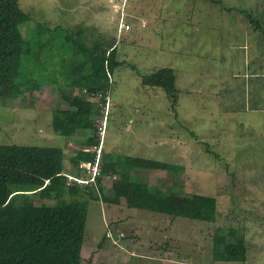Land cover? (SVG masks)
<instances>
[{
  "label": "rangeland",
  "instance_id": "374dc122",
  "mask_svg": "<svg viewBox=\"0 0 264 264\" xmlns=\"http://www.w3.org/2000/svg\"><path fill=\"white\" fill-rule=\"evenodd\" d=\"M18 4L32 18L21 29L25 37L36 30V23L81 30L87 44L114 40L122 64L110 78V105L106 108L99 95L88 98L100 109L101 117L95 120L98 147L79 144L89 134L85 131L67 138L53 131V112L68 106L58 86L44 83L31 102L0 100V145L59 148L65 176L72 172L69 161L79 150H98L100 170L107 155L169 164L176 170L132 171L131 179L163 193L215 200V221L191 226L177 218L129 209L122 198L118 204L104 202L102 196H108L117 175L77 184L92 188L99 197L88 203L82 264H139L134 261L143 254L163 260L169 256L183 264L196 259L197 264H241L213 260L218 229H231L244 239V264H264V93L247 81L245 74L251 70L241 50L252 37L238 33L234 20L223 12L224 19H204L205 14L196 11L204 0H18ZM51 65L56 74L57 62ZM162 68L174 71L178 91L174 105L161 89L141 85L142 76ZM31 203L52 202L35 198ZM167 232L170 239H161ZM125 244L132 246L135 256L124 250Z\"/></svg>",
  "mask_w": 264,
  "mask_h": 264
},
{
  "label": "trees",
  "instance_id": "16d2710c",
  "mask_svg": "<svg viewBox=\"0 0 264 264\" xmlns=\"http://www.w3.org/2000/svg\"><path fill=\"white\" fill-rule=\"evenodd\" d=\"M30 21L18 0H0V100L31 102L42 83L58 86L68 107L53 112V131L66 138L85 131L89 134L79 144L98 147L95 120L101 117L100 109L88 98L93 94L101 100L110 97V78L122 64L117 60L114 40L87 44L81 30L49 29L38 23L25 37L21 29ZM53 61L59 66L56 74L49 68ZM141 85L161 89L173 105L177 100L170 68L142 76ZM63 159L62 150L55 147L0 145V264H82L88 203L99 197L88 186L67 185ZM94 159V151L79 150L69 162L77 169L80 163ZM101 161L103 176L117 175L108 196H102L104 202L118 204L122 198L129 209L172 219L215 221L214 199L163 193L134 182L130 176L132 171L176 170L174 166L110 155ZM35 198L52 203L32 204ZM105 236L108 238L107 233ZM213 242L215 262L244 264V239L233 230L218 229Z\"/></svg>",
  "mask_w": 264,
  "mask_h": 264
},
{
  "label": "crops",
  "instance_id": "0c3cea01",
  "mask_svg": "<svg viewBox=\"0 0 264 264\" xmlns=\"http://www.w3.org/2000/svg\"><path fill=\"white\" fill-rule=\"evenodd\" d=\"M198 1L199 3L203 2V0H197V2ZM204 1L205 4L201 5L196 10L198 13L205 14L203 15L204 19H212V20L213 19L216 20L217 18L224 19L225 16L222 15L223 12V14L228 15V18L234 20L233 24L234 27H236L237 30L239 31L238 33H242L245 36L252 37L250 41L248 42L245 41L243 46L241 47V50L243 51L242 57L246 58L245 61L247 67L248 68L250 67L249 70H251L245 74V77L247 81L249 79V84L251 86L254 84L253 88L255 90H261L264 93V71L259 72L256 70L257 67L260 68L264 67V0H226L228 4L223 0H204ZM223 2L226 4V7L220 6L223 5ZM209 11L210 14H208ZM251 77L253 78V81L251 80ZM256 93H258V91ZM256 109H260V107L258 108L257 106ZM163 217L166 216L163 215ZM177 219L183 220V223L190 222L192 223L191 226L193 225L194 222H196L183 218H177ZM171 226H167V227H171ZM169 234L167 232L165 235H163V237H161V239L163 238L166 239L167 241V239H170ZM115 239L118 240L117 236H115ZM130 240L132 241L135 239L130 238ZM125 246L126 249L124 250L130 249L129 252L128 251L127 252L132 255L134 254L135 256L136 253L132 251L133 249L132 246L129 245L127 246L126 244ZM124 252L126 253V251ZM167 252L168 250H166L164 254L166 253L168 255L169 253ZM142 256L141 255L136 256L137 260L134 262H138L139 264L140 262L146 264H183V260L181 263H176L175 261L171 260L169 256L164 257V260L160 255L156 256L153 254L150 255L143 254ZM190 258L191 257H188V259ZM191 259H193V257ZM197 260L198 259L194 260L193 262H191V264H197L198 263Z\"/></svg>",
  "mask_w": 264,
  "mask_h": 264
},
{
  "label": "built area",
  "instance_id": "2783aa9c",
  "mask_svg": "<svg viewBox=\"0 0 264 264\" xmlns=\"http://www.w3.org/2000/svg\"><path fill=\"white\" fill-rule=\"evenodd\" d=\"M108 98L109 97L107 96L104 97V106L106 108L110 105ZM94 151L96 152L94 161L92 163L81 164L77 169L73 168L72 172L69 175H66V179H67L66 182L69 181V183H76L78 185L87 184L103 176L98 165L99 151L98 150H94ZM111 178L114 180L116 177L112 176ZM107 236L109 237L110 234L109 235L107 234ZM118 237H121V234H119Z\"/></svg>",
  "mask_w": 264,
  "mask_h": 264
}]
</instances>
